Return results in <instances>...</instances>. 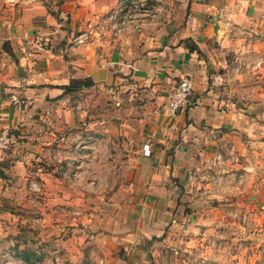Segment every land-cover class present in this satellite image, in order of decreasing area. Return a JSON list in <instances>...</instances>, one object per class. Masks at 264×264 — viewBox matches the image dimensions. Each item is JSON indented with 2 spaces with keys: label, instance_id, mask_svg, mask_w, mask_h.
Wrapping results in <instances>:
<instances>
[{
  "label": "crops",
  "instance_id": "obj_1",
  "mask_svg": "<svg viewBox=\"0 0 264 264\" xmlns=\"http://www.w3.org/2000/svg\"><path fill=\"white\" fill-rule=\"evenodd\" d=\"M119 2L33 1L0 15V131L29 147L55 133L66 143L91 139L87 129L104 114H118L129 132L138 123L140 149L116 194L113 235L87 245L102 264H146L144 243L189 218L177 207L186 177L205 160L230 164V154L256 153L264 142V0H187L167 23L136 18L139 30L116 34L109 15ZM182 77L193 82L194 103L169 117ZM12 95L28 105L13 106ZM134 96L141 103L127 105Z\"/></svg>",
  "mask_w": 264,
  "mask_h": 264
},
{
  "label": "rangeland",
  "instance_id": "obj_2",
  "mask_svg": "<svg viewBox=\"0 0 264 264\" xmlns=\"http://www.w3.org/2000/svg\"><path fill=\"white\" fill-rule=\"evenodd\" d=\"M33 1L48 8L60 3L0 0V15ZM186 3L135 0L131 13L167 23ZM140 103L134 96L127 105ZM115 116L104 114L105 123L89 127L92 138L80 143L55 133L27 147L9 132V144L0 149V264H102L87 243L113 235L116 194L134 161L129 157L140 149L139 124H130L129 132ZM258 146L236 159L230 154V164L219 155L205 160L186 177L177 207L189 218H175L144 243L146 264H264V142Z\"/></svg>",
  "mask_w": 264,
  "mask_h": 264
},
{
  "label": "built area",
  "instance_id": "obj_3",
  "mask_svg": "<svg viewBox=\"0 0 264 264\" xmlns=\"http://www.w3.org/2000/svg\"><path fill=\"white\" fill-rule=\"evenodd\" d=\"M135 0H124L118 7V13L112 12L109 18L112 20L113 31L116 34H123L131 29L139 30L142 23L136 20L133 15L131 5H134ZM135 6V5H134ZM143 15V13H140ZM91 27L88 30L82 32L78 37L75 38L77 44L85 43L90 36ZM36 46L40 50H45L48 46V42L41 37L35 39ZM10 102L13 106L22 109L25 108L28 103L23 97L12 95ZM194 103V88L193 82L189 77L180 78L177 85L172 90L168 102H167V115L169 117H175L178 113L187 110ZM10 141L9 131L3 129L0 131V149H5ZM127 264V263H122Z\"/></svg>",
  "mask_w": 264,
  "mask_h": 264
},
{
  "label": "trees",
  "instance_id": "obj_4",
  "mask_svg": "<svg viewBox=\"0 0 264 264\" xmlns=\"http://www.w3.org/2000/svg\"><path fill=\"white\" fill-rule=\"evenodd\" d=\"M1 175H3V174L1 173Z\"/></svg>",
  "mask_w": 264,
  "mask_h": 264
}]
</instances>
